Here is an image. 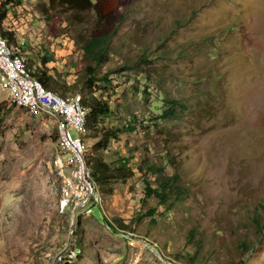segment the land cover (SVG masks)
Returning a JSON list of instances; mask_svg holds the SVG:
<instances>
[{"label":"rangeland","instance_id":"rangeland-1","mask_svg":"<svg viewBox=\"0 0 264 264\" xmlns=\"http://www.w3.org/2000/svg\"><path fill=\"white\" fill-rule=\"evenodd\" d=\"M49 1L12 0L5 27L68 96L110 101L100 128L125 131L98 152L134 175L98 189L71 226L58 118L0 88V264H264V0H121L94 84L82 46L95 13H46ZM99 138L86 135L87 155ZM171 176L183 189L174 204L147 196Z\"/></svg>","mask_w":264,"mask_h":264},{"label":"trees","instance_id":"trees-1","mask_svg":"<svg viewBox=\"0 0 264 264\" xmlns=\"http://www.w3.org/2000/svg\"><path fill=\"white\" fill-rule=\"evenodd\" d=\"M121 0H50L47 5L46 13L51 12L57 5L65 9L70 15L75 18L82 15H86L90 12H94L96 15L95 22L91 27H88L87 37L84 39L83 49V60L86 63L85 69L89 74L87 80L89 84L95 83V72L96 64L101 63L106 59V53L110 46L111 41L115 35L117 26L120 22V4ZM12 0L2 1L0 0V34L14 38L15 33L5 27L8 22L9 12L11 10ZM64 12V13H65ZM65 21L71 25V16H66ZM82 23V21H81ZM30 53V66L33 69V77L39 80L45 88L57 93L63 97L68 96L67 92L70 87L61 86L54 74H52L47 67L46 59L38 66L34 63L32 58V52L30 46H28ZM141 58L146 61L147 55L144 53ZM109 74L105 75L103 79L105 82H109ZM76 95V94H74ZM82 104L87 110V121L85 126L86 133H92L96 136H100L99 140L95 144V150L97 153L89 154L86 153V162L91 170L93 180L96 182L98 189L106 190L109 192L114 191L113 185L121 180H126L134 175L132 170L128 169L127 161L125 158H121V163L117 164L115 161H107L103 154L98 151L101 149L108 148L112 139H117L119 134L124 132V128H106L101 129L100 124L103 121L102 118L111 115L112 106L110 101L102 100L97 96L91 95L89 97H82ZM181 105L179 102H173L172 106ZM2 107L0 106V109ZM176 115L174 107L168 108L163 116L173 117ZM88 151V148H87ZM150 170L158 171L161 170L155 165L149 166ZM175 176L166 177L159 181L160 191L153 189L148 183L147 196L155 195L161 204H166L167 201L172 200V205L181 196L183 189L179 185H175ZM174 197V198H173ZM168 205V204H167ZM150 215L154 213V209L148 212ZM258 231H264V224L256 223ZM246 244H242V247H246ZM234 264V263H232Z\"/></svg>","mask_w":264,"mask_h":264},{"label":"built area","instance_id":"built-area-1","mask_svg":"<svg viewBox=\"0 0 264 264\" xmlns=\"http://www.w3.org/2000/svg\"><path fill=\"white\" fill-rule=\"evenodd\" d=\"M0 88L8 93L11 104L31 113L48 112L58 118V129L63 154L55 159L61 177V207L69 208L72 224L81 216L93 212V204H100L98 186L86 162L87 110L80 94L61 96L33 77L28 42L23 37L0 34ZM79 135L73 136L72 130ZM71 251V249H69ZM68 255L69 259L76 257ZM72 255V254H71ZM65 254L61 252V260Z\"/></svg>","mask_w":264,"mask_h":264}]
</instances>
